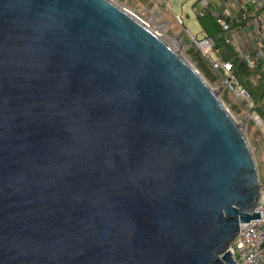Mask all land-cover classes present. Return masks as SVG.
<instances>
[{
    "label": "water",
    "instance_id": "water-1",
    "mask_svg": "<svg viewBox=\"0 0 264 264\" xmlns=\"http://www.w3.org/2000/svg\"><path fill=\"white\" fill-rule=\"evenodd\" d=\"M241 127L125 6L0 0V264H235Z\"/></svg>",
    "mask_w": 264,
    "mask_h": 264
},
{
    "label": "built area",
    "instance_id": "built-area-1",
    "mask_svg": "<svg viewBox=\"0 0 264 264\" xmlns=\"http://www.w3.org/2000/svg\"><path fill=\"white\" fill-rule=\"evenodd\" d=\"M211 6L219 7L209 12L219 26L221 38L231 49L232 57L243 60L251 70H256V78L264 82V0H196V15H205ZM133 13L150 25L149 19ZM175 19L182 24L180 16L175 14ZM153 29L163 36L164 28L159 26ZM187 33L190 42L196 46L220 82L216 88H223L235 98L246 118L257 128L258 138L264 144V131L260 129L264 123V105H259L240 82L232 60L220 56V48L212 36L205 34L197 38L188 29ZM258 107H261L260 110ZM260 185L259 198L254 207L259 217L241 223L228 247L235 264H264V179H260Z\"/></svg>",
    "mask_w": 264,
    "mask_h": 264
},
{
    "label": "rangeland",
    "instance_id": "rangeland-1",
    "mask_svg": "<svg viewBox=\"0 0 264 264\" xmlns=\"http://www.w3.org/2000/svg\"><path fill=\"white\" fill-rule=\"evenodd\" d=\"M118 5L125 6L132 12L138 13L139 16L149 19L152 24L161 28H164L163 36L173 40V42H179V52L182 53L185 59L192 64L198 72L207 80V82L216 88L220 82L211 77L214 74L206 73L199 62L193 57L192 53L189 52V48L193 51L197 49L194 45H191L190 36L187 33V29L197 38H202L205 35L203 29L202 20L204 17L212 16L209 12L212 8L217 6H211L208 8L204 16L198 17L194 10V4L196 0H112ZM219 8V7H217ZM175 14L180 16L182 24L178 23L175 19ZM196 52V51H195ZM215 77V76H214ZM258 84V82H252ZM220 87V86H219ZM217 94L222 100L224 105L228 108L235 119L242 123V131L248 141L252 156L254 158L257 172L260 179H264V144L259 140L258 130L251 122L247 119L244 111L240 109L235 98L223 88L217 89ZM258 93V89L255 90ZM260 129L264 131V123L260 126Z\"/></svg>",
    "mask_w": 264,
    "mask_h": 264
},
{
    "label": "trees",
    "instance_id": "trees-1",
    "mask_svg": "<svg viewBox=\"0 0 264 264\" xmlns=\"http://www.w3.org/2000/svg\"><path fill=\"white\" fill-rule=\"evenodd\" d=\"M204 16V15H203ZM202 20L203 29L206 35L212 36L215 40L216 46L220 48V56L224 59H231L234 71L240 80V82L244 85L246 90L250 93V95L259 102V105H264V82L258 78H256V70H251L243 60H239L238 58L232 57L231 49L227 44L224 43L223 39L220 36L219 26L215 22L214 18L209 15V17H204ZM191 45H194L191 43ZM195 46V45H194ZM196 47V46H195ZM196 51V52H195ZM193 51L192 48H189V52L192 53L193 57L199 62V66L208 74L210 71L214 74L208 63L201 56L198 49ZM215 76V77H214ZM212 79H216V75L214 74ZM252 82H258V84H253ZM256 89H258V93H256ZM261 107H258V109ZM260 110V109H259Z\"/></svg>",
    "mask_w": 264,
    "mask_h": 264
},
{
    "label": "bare ground",
    "instance_id": "bare-ground-1",
    "mask_svg": "<svg viewBox=\"0 0 264 264\" xmlns=\"http://www.w3.org/2000/svg\"><path fill=\"white\" fill-rule=\"evenodd\" d=\"M114 2V1H113ZM151 26H152V28H155V27H158L157 25H156V23L153 25L152 24V22H150L149 23ZM161 37L174 49V50H177L178 52H179V42H173V40H171V39H168L167 37H165V36H162L161 35ZM180 53V52H179ZM181 55H182V53H180ZM183 56V55H182ZM184 57V56H183ZM185 60H187V59H185ZM188 61V60H187ZM189 62V61H188Z\"/></svg>",
    "mask_w": 264,
    "mask_h": 264
}]
</instances>
